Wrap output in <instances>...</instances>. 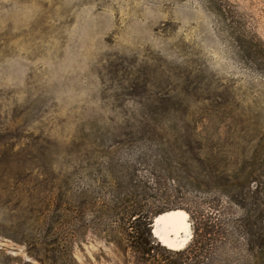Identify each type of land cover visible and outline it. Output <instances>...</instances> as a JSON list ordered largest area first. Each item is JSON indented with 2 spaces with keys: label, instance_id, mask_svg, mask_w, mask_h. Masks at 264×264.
I'll list each match as a JSON object with an SVG mask.
<instances>
[{
  "label": "rangeland",
  "instance_id": "rangeland-1",
  "mask_svg": "<svg viewBox=\"0 0 264 264\" xmlns=\"http://www.w3.org/2000/svg\"><path fill=\"white\" fill-rule=\"evenodd\" d=\"M168 93L231 161L264 162V0H0V264H137L74 191L87 162L168 160L191 130L155 145L124 122ZM230 249L206 263L264 264Z\"/></svg>",
  "mask_w": 264,
  "mask_h": 264
},
{
  "label": "trees",
  "instance_id": "trees-1",
  "mask_svg": "<svg viewBox=\"0 0 264 264\" xmlns=\"http://www.w3.org/2000/svg\"><path fill=\"white\" fill-rule=\"evenodd\" d=\"M156 100L154 111L124 122L139 129L131 139L155 145L168 140L157 131L160 128L191 130L174 135V144L166 142L168 160L111 162L107 157V162H87L88 183L84 191H74L75 202L100 220L104 237L117 230L137 264H207L209 256L224 255L238 243L245 254H264V162L231 161L221 136L215 134L214 141L200 136L194 118L174 111L177 101L172 95ZM260 157L264 161V147ZM99 180L103 193L96 191ZM60 205L58 229L70 212ZM176 209L188 214L193 235L184 249L171 251L159 244L151 229L155 216ZM160 250L173 258L162 262Z\"/></svg>",
  "mask_w": 264,
  "mask_h": 264
},
{
  "label": "bare ground",
  "instance_id": "bare-ground-1",
  "mask_svg": "<svg viewBox=\"0 0 264 264\" xmlns=\"http://www.w3.org/2000/svg\"><path fill=\"white\" fill-rule=\"evenodd\" d=\"M188 214L183 210H171L155 218L154 234L159 242L171 250H179L190 239Z\"/></svg>",
  "mask_w": 264,
  "mask_h": 264
},
{
  "label": "water",
  "instance_id": "water-1",
  "mask_svg": "<svg viewBox=\"0 0 264 264\" xmlns=\"http://www.w3.org/2000/svg\"><path fill=\"white\" fill-rule=\"evenodd\" d=\"M161 214H163V213H161ZM159 215H160V214H158L157 216H155L154 219H153V222H152V234L154 235V237H155L156 239H158V237L154 234L153 230L156 229L155 218L158 217ZM158 241H159V240H158ZM187 243H188V242H187ZM187 243H186V244H187ZM186 244H185V245H186ZM184 247H185V246H184ZM184 247H183V248H184ZM183 248H181V249H183ZM179 250H180V249H179Z\"/></svg>",
  "mask_w": 264,
  "mask_h": 264
}]
</instances>
